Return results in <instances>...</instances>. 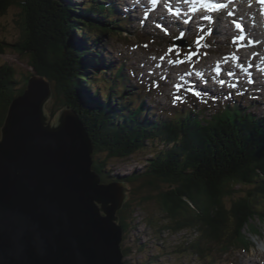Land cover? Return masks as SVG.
Here are the masks:
<instances>
[{
    "label": "trees",
    "instance_id": "1",
    "mask_svg": "<svg viewBox=\"0 0 264 264\" xmlns=\"http://www.w3.org/2000/svg\"><path fill=\"white\" fill-rule=\"evenodd\" d=\"M13 8L20 11L23 34L17 42H2L0 53L6 45L30 58L31 73L48 79L66 101L58 111L67 104L77 111L94 141V169L102 181L122 179L130 188L142 181L139 190L166 186L154 198L167 218L164 222L168 221L163 228L200 226L201 236L191 249L202 264H218L215 244L223 254L236 246L248 252L252 243L244 231L257 217L264 218V123L226 106L209 118L196 104L178 108L166 121L152 119L156 112L145 120L146 110L136 104L138 98H123L125 69L99 73L102 54L94 49L96 39L127 31L123 21L112 20L117 12L108 0H0V19ZM0 71L1 139L12 100L28 82L26 77L17 79L12 65ZM53 107L48 103L46 112L56 121ZM147 143L155 150L145 172L122 178L108 169L110 160H126L147 150ZM128 198L118 213L125 238L139 212ZM124 254L130 256L131 248L125 246ZM157 260L148 258L144 264Z\"/></svg>",
    "mask_w": 264,
    "mask_h": 264
},
{
    "label": "water",
    "instance_id": "2",
    "mask_svg": "<svg viewBox=\"0 0 264 264\" xmlns=\"http://www.w3.org/2000/svg\"><path fill=\"white\" fill-rule=\"evenodd\" d=\"M53 96L31 75L2 129L0 264H125L118 213L127 196L102 184L77 111L55 106L57 120L48 117Z\"/></svg>",
    "mask_w": 264,
    "mask_h": 264
},
{
    "label": "rangeland",
    "instance_id": "3",
    "mask_svg": "<svg viewBox=\"0 0 264 264\" xmlns=\"http://www.w3.org/2000/svg\"><path fill=\"white\" fill-rule=\"evenodd\" d=\"M130 1L131 0L128 2L130 3ZM137 17L143 21L145 15L141 13ZM228 18L231 20V16ZM176 20L177 19H174L172 22V19H170L169 21L171 24L169 26L157 24L156 29L153 31H156L162 39L158 38V42H150L147 45L143 42H138L133 35L129 34L121 37H115L117 35L108 36V42L106 39H103L102 44H100L101 46L106 45L107 43L110 44V46H107L106 52H104V57L108 61H111V63L113 62L112 66L127 62L130 66H133L136 76L139 78V82H149L147 87H150V84L154 85L151 86L152 91L150 93L153 98H149L158 106H165L169 109H172V106L176 105L182 106L185 105L183 102L184 96L187 95L189 97L187 92L203 95L210 88H217L218 92L222 93V95L215 96L217 98L216 100L209 101L206 96L205 98L198 96L197 102L201 104L199 107L207 108L206 111L208 113H206V115H208L214 110L211 109L213 103L221 101L222 99L234 98L236 92L242 94V92L237 89V86L239 85L238 82L228 81V78L230 77V75L227 74L228 71L223 77H220L222 69H214V67H211V69L205 70L204 72H195L196 69L205 67V65L199 63L200 61H205V58H208L207 62H213V58H215V60L220 58L221 49H219L217 45L222 40V35L217 34L215 38L210 39L207 43L211 46L210 52H206L204 48L198 49L193 45H186V47L190 46L187 47L190 51L188 53L180 54L176 51L177 46L174 42L178 40L179 43H184V40L191 41L197 37L201 40L204 34L211 33V29H214L215 27L222 28L223 25L227 26V22L225 21L226 23L223 22V24H220L219 26H215L216 24H214V26H207L200 23L201 20L191 22L192 19H181L185 31L192 28L185 33L181 31V40L179 39L178 29L177 33L172 31L170 34V31L175 29L174 24H176ZM178 24L179 26L181 25V23ZM232 24L235 27V24ZM142 26L144 27L142 28L143 32L148 34V31L151 28H147L144 25ZM136 27V24L132 26L133 29ZM22 34L23 27L21 25L20 11L13 8L10 10L9 14L0 19V44L2 42L6 44L17 42L20 40V37H22ZM198 42L199 41H196V44H198ZM2 49L6 52L4 54L0 53V66L11 64L17 71L18 78L20 80L24 79L30 71V58L21 57L13 48L6 45H3ZM169 62L170 64H173L174 62H178L179 64L189 62L194 66L193 70L190 72H194V75L198 74L199 79L190 83L189 89H185L187 83L182 80L181 76L182 71H186V69L184 68L181 70L175 68L172 72L174 76L173 79H169L172 81H168V78L166 77V67L163 64ZM259 64L260 63H252L247 69L254 70L259 73L258 76H261L262 72H260L261 70L259 69H264V62L260 65ZM214 77L220 78L222 87L212 80ZM202 78L206 81H202ZM167 82H171L172 86H168ZM227 84L231 86V90H229ZM261 88L262 90L259 92L260 100L264 101V82L261 84ZM177 97H179V99H177ZM247 111H249V109ZM250 111H254L257 114L264 116V106L262 105L258 104ZM149 155L150 153H139L124 162L112 159L114 161H110L108 167L114 174L122 176H128L135 172L140 173L144 170V162L149 158ZM139 184L140 182L137 183V185ZM131 187L133 190L129 192V195L131 200H133V204L139 206L138 208L135 206V212L139 211V214L136 217V225L130 227L126 234L124 247L127 246L128 248H131V254H129L130 256H128L126 260L130 261L131 264H138L139 262H143L141 264H144L149 256L153 257L155 255L156 257L159 256L157 264H202L200 258L192 252H188L189 245L196 242L201 236L202 231L200 230V226L196 225L195 228H186L177 231L174 229H167L166 231L161 230V233H159V227L165 225L168 221L166 223L164 222L166 217L163 210H161V205L154 198L159 192L166 191V186L157 190H150V187L148 190L145 188L137 190L139 187L136 185ZM237 189L240 190L239 192L241 194H246L244 187L238 186ZM147 198L151 200L146 201ZM226 205L230 207L232 202L227 200ZM150 218L153 219V223L156 225H151L149 223ZM262 221L264 220L256 218L255 221L244 231L246 237L250 238V243L256 245L255 250L250 248L248 252H246L243 250L244 247L236 246L235 248H230V251L228 249L227 254H223L219 252V250L217 251L218 246L215 244L213 246L215 257L222 258V264H229L231 262H236L238 264H264V223ZM254 230H257L258 234L254 233ZM140 244H144L142 247V250L144 251L140 249Z\"/></svg>",
    "mask_w": 264,
    "mask_h": 264
},
{
    "label": "bare ground",
    "instance_id": "4",
    "mask_svg": "<svg viewBox=\"0 0 264 264\" xmlns=\"http://www.w3.org/2000/svg\"><path fill=\"white\" fill-rule=\"evenodd\" d=\"M249 2L250 0H241L237 6L233 8H225L226 11L222 9L220 12L212 14L208 19L200 21V23L207 26H214V24H216L215 26H219L223 23V20L227 22V26L225 28L215 27L216 31L222 35V40L217 45V47L221 49L220 58L216 60L213 58V62H207L208 58H205V61L199 62L201 65H205V67L195 70V72L199 73L209 70L211 67H214V69H222L223 72L221 71L222 73L220 77L225 76L224 72L227 73L228 71L227 74H232V76L228 78V81L238 82L239 85L237 86V89L242 92L245 91L247 87H253L255 85L261 86L260 82H264L263 68H257L261 70V76H258V72L247 69L252 63L264 62V6L259 2H256V0H253L252 4H249ZM189 9V4H183L182 12L178 15L172 16V18L177 19L181 23L179 27L183 33L192 29L189 28V30L185 31L181 21V19L184 18L189 19V16H186ZM223 11L225 13H223ZM229 13L232 14L231 20L228 17L224 18V16H227ZM169 17L170 16L168 15V18ZM191 18V22L199 21V16L197 15L192 16ZM234 21H239L244 25H247L246 30L244 32L238 31L232 24ZM163 65L166 67V77L168 79L174 77L172 72L175 68L181 70L184 68L186 69V71H182V80H192L197 78V75L195 76L194 72H190L193 70L194 66L189 62H184L182 64H179L178 62L170 64L169 62ZM212 80L222 87L220 78L214 77ZM248 83H250V86ZM227 86L229 90H231V86L229 84H227ZM255 88L259 87L255 86ZM217 90L218 89L216 88H211V91L216 92ZM260 104L264 106V102H261ZM139 246L142 249L144 244H140ZM141 263L139 262L138 264Z\"/></svg>",
    "mask_w": 264,
    "mask_h": 264
},
{
    "label": "snow or ice",
    "instance_id": "5",
    "mask_svg": "<svg viewBox=\"0 0 264 264\" xmlns=\"http://www.w3.org/2000/svg\"><path fill=\"white\" fill-rule=\"evenodd\" d=\"M177 99H179V97H177Z\"/></svg>",
    "mask_w": 264,
    "mask_h": 264
}]
</instances>
